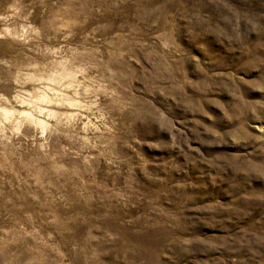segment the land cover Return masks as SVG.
I'll list each match as a JSON object with an SVG mask.
<instances>
[{"label":"rangeland","instance_id":"1","mask_svg":"<svg viewBox=\"0 0 264 264\" xmlns=\"http://www.w3.org/2000/svg\"><path fill=\"white\" fill-rule=\"evenodd\" d=\"M0 264H264V0H0Z\"/></svg>","mask_w":264,"mask_h":264}]
</instances>
